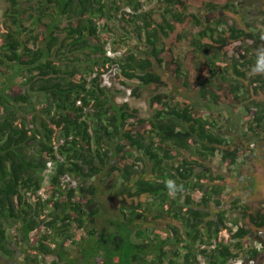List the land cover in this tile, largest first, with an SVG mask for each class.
Returning <instances> with one entry per match:
<instances>
[{"label":"trees","instance_id":"1","mask_svg":"<svg viewBox=\"0 0 264 264\" xmlns=\"http://www.w3.org/2000/svg\"><path fill=\"white\" fill-rule=\"evenodd\" d=\"M5 1L0 76L16 72L0 80V253L14 259L18 244L24 264H42V256L56 258L49 264H264V205L232 195L225 204L226 176L212 168L218 153L231 170L251 149L210 107L222 103L220 75L246 102L248 130L264 139V75L250 72L264 29H219L221 19L202 17L192 46L214 66L220 55L228 64L204 79L200 93L211 111H201L159 91L164 40L189 16L202 24L187 0H157L160 19L141 0ZM233 8L208 2L201 9ZM115 22L140 45L111 57ZM17 71L27 89L9 85ZM134 79L159 91L148 118L112 88ZM169 180L180 186L174 196ZM108 198L120 202L118 213L105 211ZM167 217L179 225L159 221Z\"/></svg>","mask_w":264,"mask_h":264},{"label":"rangeland","instance_id":"2","mask_svg":"<svg viewBox=\"0 0 264 264\" xmlns=\"http://www.w3.org/2000/svg\"><path fill=\"white\" fill-rule=\"evenodd\" d=\"M144 4L143 9L148 10L153 8L157 11L155 17L160 19L159 12L161 11V3L157 0L152 3H147L145 0H141ZM189 15H196L202 24H198L196 19L189 16L188 20L183 24H178L175 31L169 38L164 40L163 57L165 59L162 66L158 67L159 72L162 74L165 81V85L159 91L165 94L174 102L180 104L191 103L201 111H211L208 109L210 104V98H203L200 90L201 85L207 75L211 74L213 69H217V72L225 68L228 62L219 56L216 62V66L210 63L209 57L199 54L192 46L193 38L204 28L205 19L202 17H210L212 20L221 19L219 29L229 28L234 25L244 27L249 25L250 30L264 29V0H187ZM213 2L217 5H234V10H216L210 11V14L202 11V7L208 3ZM8 4L5 0H0V36L2 34V27L4 25V14ZM218 9V8H217ZM240 11V12H239ZM242 17V19H241ZM243 20V21H242ZM217 22V21H211ZM211 22L210 25H211ZM29 23V22H28ZM29 25V24H27ZM113 29L117 32L116 41L119 42L116 48L113 46V42H110L107 46V53L109 56L114 57L125 53L129 47L134 49L137 43V39L126 33L125 29L113 23ZM248 28V27H246ZM114 37L111 38V41ZM203 41H210L205 38ZM214 44V42H212ZM110 51L111 53L109 54ZM59 63L63 62L61 57L58 59ZM177 61L182 63L181 68L178 66ZM64 63V62H63ZM2 71H6V68L0 66ZM181 71V72H180ZM7 72V71H6ZM16 72V69L10 70L8 73ZM15 78L9 85L16 86V88L27 89L29 86L25 84V78L22 72L17 71ZM118 69L113 65L112 73L118 74ZM1 74L0 80L4 81L8 78L9 74ZM250 77V75H248ZM217 82L221 84L218 94L222 103L220 105L212 104V110L220 113V123L224 126L231 138L244 140L249 145L251 151L248 152V156L242 157L238 160V165L228 170L221 164V153L217 154V157L212 162V168L217 173L224 174L227 179V195L226 203L229 198L232 200L235 196L242 199L243 204H248L252 208H260L264 205V139H257L251 131L248 130V117L244 108V103L236 100L235 93L231 91V85L229 81L224 80L220 75L216 77ZM107 85H112V79L106 76ZM120 88L122 93L118 96V101H126L131 107L137 108L142 117H150L154 113L152 105V96L159 92L156 86H142L139 85L137 79L131 81L116 82L113 87ZM140 86V87H139ZM259 99L264 100V94L258 95ZM243 101V100H241ZM142 126L139 127V129ZM49 174V173H47ZM66 182L72 183L73 186L80 184L81 179L75 177H69ZM103 204L105 211L112 215L119 212V201L104 199ZM227 208H230L227 206ZM233 214L232 217H235ZM162 224L179 225L177 220L169 217L165 219H159ZM9 235H15L18 231L15 228L8 229ZM15 236L13 237L14 240ZM18 244H14L13 249L16 250V256L14 259H9L2 253H0V264H24L23 252L20 250ZM41 257V256H40ZM40 263L49 264L53 259L52 257H41ZM233 264H239V261Z\"/></svg>","mask_w":264,"mask_h":264},{"label":"clouds","instance_id":"3","mask_svg":"<svg viewBox=\"0 0 264 264\" xmlns=\"http://www.w3.org/2000/svg\"><path fill=\"white\" fill-rule=\"evenodd\" d=\"M108 52H109V54L111 53L110 51H108ZM250 72L253 75H264V47H260L257 49L256 55H255V60H254L253 64L251 65ZM54 165H55V163H54ZM47 168H48V162H47ZM53 170H54V168H53ZM50 173L51 172H49V174ZM49 174H47V173L45 174L46 175L45 178L48 177V181H49ZM166 188L168 190V194L172 195V196H174L177 192L180 191V186H178L174 181H171V180H169L166 183ZM202 264H204V263H202ZM239 264H241L240 261H239Z\"/></svg>","mask_w":264,"mask_h":264},{"label":"built area","instance_id":"4","mask_svg":"<svg viewBox=\"0 0 264 264\" xmlns=\"http://www.w3.org/2000/svg\"><path fill=\"white\" fill-rule=\"evenodd\" d=\"M53 168H54V162L53 161H48V168H47V170L44 172L45 174L46 173H49V172H51L52 170H53ZM69 177H67V179H68ZM48 177H46L45 178V184H48ZM40 194L41 195H43V192L42 191H40ZM44 196V195H43Z\"/></svg>","mask_w":264,"mask_h":264}]
</instances>
